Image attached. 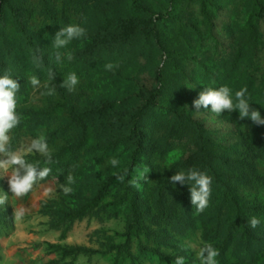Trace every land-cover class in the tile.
<instances>
[{
	"label": "trees",
	"instance_id": "obj_1",
	"mask_svg": "<svg viewBox=\"0 0 264 264\" xmlns=\"http://www.w3.org/2000/svg\"><path fill=\"white\" fill-rule=\"evenodd\" d=\"M51 1L39 0L36 13L35 8H31L26 0H18V4H14L13 0H0V76L7 75L12 67L20 73L31 69L35 64L36 72L46 74L48 69L44 56L37 47L40 39L38 35L41 33L32 29L29 18L26 19L31 14L35 12L37 16L47 19L48 29L52 30L57 27L54 21L57 10L63 17L60 26L70 25L66 16L70 2H76L82 7L90 3L94 8L100 7L102 3L96 0H65L59 7H53ZM108 3L107 1L102 5L107 6ZM250 7L246 28L237 38L238 47L229 65L231 68L237 60L244 59L241 58L245 57L241 52L243 46L254 45L259 37L251 20L261 22L264 26V0H251ZM199 10L205 13L203 2L199 5ZM164 19L163 15L153 13L145 3L133 1L126 17L100 18L93 27H87L85 39L81 40L82 46L89 49L84 50V60L91 58L95 49H113L132 37L139 36L143 40H153L167 62L176 70L175 57L171 58L169 50L162 49L158 40V26H163ZM7 28L11 33L5 32ZM15 48L20 50L19 58L13 59L11 50ZM181 74L182 70L175 76ZM170 77L165 78L156 71L153 87L146 90L145 97L139 94L107 96L101 105L94 108L79 104L72 106L66 103L64 96L62 105L47 98L43 109L29 113L28 125L53 126L45 134L48 144L61 143L55 148L53 159H59L68 153L70 162L74 163L77 158L85 155L100 152L101 156H109L119 151L126 163V169L104 178L97 184V188L93 187L95 191L92 197L75 209H49L47 212L52 219H56L54 226L57 228L97 211H102L107 217H115L118 209L122 208L127 213L128 220L124 232L116 234L121 242L110 244L105 251L49 245L51 252L60 259L72 261L78 256L113 255L111 264H118L119 259H126L132 264L135 256L130 245L134 240L138 254L154 257L157 264H174V259L179 254H165L161 251L167 247L170 233L160 226L177 222L179 230H174L178 233L198 228L201 241L210 243L219 250V264L227 259L229 248L232 253L228 259L230 264L264 263V208L255 198H248L246 194L250 190L264 187V177L255 168V162L264 159V125L253 124L247 118L240 120L237 112L230 114L226 118L228 122L238 126L247 120L249 131L238 135L233 150L236 147L239 149L234 151L238 152L234 158H228L225 153L222 160L218 159L213 154L216 147L208 131L201 123L191 119L184 106L178 105L177 85ZM12 78L16 80L19 77L13 75ZM245 87L253 109L258 110L264 118V72L256 69V74L246 80ZM168 95L174 98H167L166 101L170 104L166 105L164 97ZM134 101L141 104L132 107ZM57 106L66 107V113L60 119L54 114ZM178 147L186 150V154L168 167L160 168L151 164L154 155L162 156ZM139 158L143 163L144 160L147 162L149 170L145 176L152 179L146 192H139L128 183L130 169ZM190 168L212 177L209 206L203 213H197L191 204L187 185H173L170 181V177L178 171L187 172ZM125 170L128 175L120 183L115 177ZM108 197L110 199L103 202ZM251 217H257L261 221L254 229L248 224ZM64 235L65 232H61L60 237L63 238ZM147 242H150V246Z\"/></svg>",
	"mask_w": 264,
	"mask_h": 264
},
{
	"label": "rangeland",
	"instance_id": "obj_2",
	"mask_svg": "<svg viewBox=\"0 0 264 264\" xmlns=\"http://www.w3.org/2000/svg\"><path fill=\"white\" fill-rule=\"evenodd\" d=\"M39 0H26L38 12ZM65 0H52L53 7H59ZM109 2L107 6L102 3ZM145 3L151 8L153 13L161 14L165 17L163 26H158L160 37L159 44L162 49L169 50L171 58L175 57L176 70L173 65L164 57L160 49L153 40H143L139 36H134L126 43L113 47V49H95L96 52L91 58L84 60V50L82 39H74L66 48L60 49L65 54L63 62H55L56 49L52 41L55 33L60 30V23L63 21L61 13L55 12V29H48L49 21L43 19L35 12L30 15V25L32 29H37L41 33L37 47L46 63V74L35 71L36 64L31 69L18 73L15 67L7 72V75L19 77L17 82L21 85L17 95V113L21 116L20 125L13 129L9 135L13 150H18L30 143L32 139L41 133L46 134L53 126L47 127L44 124L38 126L28 125L29 113L41 110L46 105L47 98H51L58 104H63V96L66 103L72 106L79 104L88 108L98 107L106 100L107 96L141 95L146 96V90L153 87V76L159 71L163 77L171 76L177 85V102L179 106H184L190 113L191 119L203 125L208 131L210 138L215 144L213 154L220 160L227 153L228 158H234L238 152L233 150L236 145L238 135L249 131L247 120L245 123L235 126L227 121L230 112H224L216 116L201 108L200 114L196 113L193 107V100L197 99L199 93L206 88L218 89L221 86H228L235 92L244 88L246 80L258 72H264V26L260 22H253L258 31V39L254 45L243 46L241 52L245 57L237 60L233 68L230 62L237 52V38L241 31L246 28L245 22L248 19L251 0H96L102 2L100 7L94 8L93 4L86 7L71 3L67 19L69 24L79 25L87 30L100 21V18L126 17L132 2ZM18 4V0H13ZM203 2L205 13H201L199 5ZM40 6V4H39ZM6 33H11L8 28ZM233 38V39H232ZM234 40V41H233ZM233 41V42H232ZM111 50V51H108ZM18 48L11 50L12 58H19ZM71 52L74 56L72 61L66 59V54ZM216 53V55H215ZM231 54V55H230ZM230 55V56H229ZM118 64L114 71H107L105 64ZM180 70L183 74L175 76ZM225 71V72H224ZM54 72L53 81L49 80V73ZM75 72L79 77V84L76 91L69 92L66 88L59 87L64 77ZM224 72V73H223ZM246 73L249 75L246 76ZM40 79L41 85L49 83L55 85L53 95H42L47 89L41 87L34 90L29 83L30 76ZM258 84H256L257 86ZM260 85V84H259ZM261 86V85H260ZM262 87V86H261ZM255 89V87L253 88ZM172 95L165 96L164 104L169 105L167 98H174ZM250 103V101H249ZM141 104L134 101L132 107ZM253 108V104L250 103ZM66 113V107L57 106L54 114L57 118H62ZM61 143L49 145L52 152ZM186 154V150L178 147L166 152L164 155H154L151 164L166 168L173 162ZM120 161L118 167H111L106 162L111 158ZM3 158V157H0ZM26 160L31 163L39 161V166H49L51 175L43 181L34 185L27 196L12 197L9 191L8 176L0 177V193H7L9 202L0 206V264H111L113 255L100 256H78L74 260L60 259L58 255L51 252L49 245H59L61 247H80L91 250L105 251L110 244H118L121 239L116 234L124 232L128 216L121 208L118 209L115 217H107L102 211H97L92 215L82 217L70 224L55 227L56 219H52L47 212L49 209L71 210L79 204L92 197L97 184L104 178L117 171L126 169V163L119 151L109 156H101L100 152L95 155L82 156L76 161L70 162L68 153L64 154L52 165H45L44 158L36 153H27ZM146 161L139 158L129 172V180H137L135 189L139 192H146L151 186L152 179L145 180L139 176L143 172H148ZM257 172L264 177V159L255 162ZM75 178L72 185L74 192L65 196L59 186L66 183L68 174ZM56 174V175H54ZM96 186L94 189L93 187ZM145 186V189H144ZM51 188L49 196L44 195V190ZM248 198H255L257 203L264 208V187L256 188L246 192ZM110 197L103 200L106 202ZM23 208L25 215L17 220L14 216V209ZM160 228L170 233V240L165 249L161 251L165 254H179L185 258V264H199L195 251L204 243L200 239L198 228L185 230L178 233L179 224L172 222L169 225H161ZM61 232H65L63 238ZM150 246V242H147ZM131 252L135 256L132 264H157V260L147 254H138L136 242L132 240ZM262 252V251H260ZM229 253V254H228ZM226 254L227 259L223 264H230L229 257L231 248ZM118 264H130L128 260H118ZM219 264V263H218ZM264 264V263H263Z\"/></svg>",
	"mask_w": 264,
	"mask_h": 264
},
{
	"label": "clouds",
	"instance_id": "obj_3",
	"mask_svg": "<svg viewBox=\"0 0 264 264\" xmlns=\"http://www.w3.org/2000/svg\"><path fill=\"white\" fill-rule=\"evenodd\" d=\"M86 36V29L79 25L70 24L66 27H61L55 33L52 41L53 47L56 49L55 62L60 64L63 62L62 57L65 54L61 53L60 49L66 48L67 45L74 39H80ZM66 59L72 61L74 56L71 52L66 54ZM107 71H114L119 67L118 64L107 63L105 64ZM55 76L54 72L49 73V80L53 81ZM79 77L75 72L69 73L64 77L63 82L59 87L66 88L69 92L76 91L79 84ZM29 83L34 90L41 87L47 89V92H42V95H53L55 85L44 83L36 76L29 77ZM21 85L17 80L8 75L0 76V177L8 176L9 191L12 197L21 198L26 196L39 181H43L49 177L52 169L49 166L40 167L39 161L31 163L26 160L27 153H36L44 158L45 165H52L56 161L53 159V152L49 148L47 137L41 133L38 137L31 140L24 147L13 150L11 146V137L9 133L17 128L21 123V116L17 113V93ZM247 88H241L236 91L234 96L232 89L228 86H221L218 89L206 88L199 93L197 99L193 100L192 105L197 110L196 113L200 114L199 110L203 108L205 111L209 109L210 112L216 116H220L224 112L238 111L239 119L245 118L251 120L253 124L264 125V118L261 113L250 107L249 99L246 96ZM111 167H118L120 161L113 157L106 162ZM128 175L127 170L123 174H117L116 180L123 183ZM139 176L148 180L143 172ZM173 185L179 183L180 185H187L190 192L191 204L195 207L197 213H203L209 206V201L212 192V177L197 169L190 168L187 172L178 171L177 174L170 177ZM137 180H129L130 185L135 186ZM75 184L74 176L69 173L66 183L61 184L59 189L62 190L65 196L74 192L72 185ZM53 189L48 188L44 190V195L49 196ZM9 202L7 193H0V206ZM25 210L23 208L14 209V216L17 220L24 217ZM261 223L257 217H251L248 224L251 228H256ZM195 251L196 258L199 264H218L217 257L220 255L219 250L210 243H204ZM174 264H185L183 256H176Z\"/></svg>",
	"mask_w": 264,
	"mask_h": 264
}]
</instances>
